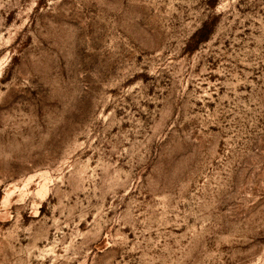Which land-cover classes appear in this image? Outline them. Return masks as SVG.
Listing matches in <instances>:
<instances>
[{
    "label": "rangeland",
    "instance_id": "obj_1",
    "mask_svg": "<svg viewBox=\"0 0 264 264\" xmlns=\"http://www.w3.org/2000/svg\"><path fill=\"white\" fill-rule=\"evenodd\" d=\"M0 264H264V0H0Z\"/></svg>",
    "mask_w": 264,
    "mask_h": 264
},
{
    "label": "trees",
    "instance_id": "obj_2",
    "mask_svg": "<svg viewBox=\"0 0 264 264\" xmlns=\"http://www.w3.org/2000/svg\"><path fill=\"white\" fill-rule=\"evenodd\" d=\"M201 33H202V32L197 33V34L195 35V37H196V38H201V41H202V40H203V39H202L203 36H200Z\"/></svg>",
    "mask_w": 264,
    "mask_h": 264
}]
</instances>
